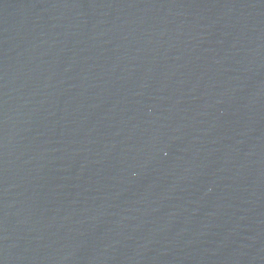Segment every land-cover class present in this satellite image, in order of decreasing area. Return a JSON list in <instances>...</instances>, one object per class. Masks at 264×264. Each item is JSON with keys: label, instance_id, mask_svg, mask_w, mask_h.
I'll return each instance as SVG.
<instances>
[{"label": "water", "instance_id": "obj_1", "mask_svg": "<svg viewBox=\"0 0 264 264\" xmlns=\"http://www.w3.org/2000/svg\"><path fill=\"white\" fill-rule=\"evenodd\" d=\"M0 264H264V0H0Z\"/></svg>", "mask_w": 264, "mask_h": 264}]
</instances>
